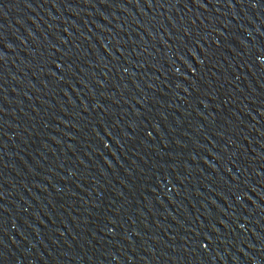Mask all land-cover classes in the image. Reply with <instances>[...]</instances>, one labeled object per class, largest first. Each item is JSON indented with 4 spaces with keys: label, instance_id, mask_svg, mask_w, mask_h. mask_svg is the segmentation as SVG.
Wrapping results in <instances>:
<instances>
[{
    "label": "water",
    "instance_id": "95a60500",
    "mask_svg": "<svg viewBox=\"0 0 264 264\" xmlns=\"http://www.w3.org/2000/svg\"><path fill=\"white\" fill-rule=\"evenodd\" d=\"M0 264H264V0H0Z\"/></svg>",
    "mask_w": 264,
    "mask_h": 264
}]
</instances>
